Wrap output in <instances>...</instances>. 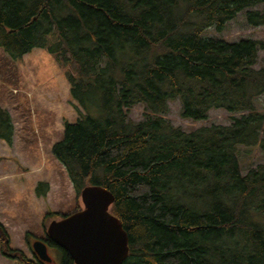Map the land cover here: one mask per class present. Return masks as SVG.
<instances>
[{
    "label": "trees",
    "instance_id": "trees-1",
    "mask_svg": "<svg viewBox=\"0 0 264 264\" xmlns=\"http://www.w3.org/2000/svg\"><path fill=\"white\" fill-rule=\"evenodd\" d=\"M257 7L264 0H0L6 80L13 83L14 63L34 49L76 66L70 95L83 112L64 122L52 152L77 198L88 186L114 195L111 213L129 238L123 264H264V164L243 174L239 157L240 146L264 153L256 103L264 95V67L256 68L264 42L206 36L241 13L249 25H264ZM175 100L193 122L212 110L240 116L188 132L163 116ZM138 105L145 118L135 122L129 110ZM14 133L0 106V140L11 145ZM35 192L46 197L49 184ZM44 239L61 264H74ZM0 242L5 257L44 264L12 248L1 223Z\"/></svg>",
    "mask_w": 264,
    "mask_h": 264
},
{
    "label": "rangeland",
    "instance_id": "rangeland-1",
    "mask_svg": "<svg viewBox=\"0 0 264 264\" xmlns=\"http://www.w3.org/2000/svg\"><path fill=\"white\" fill-rule=\"evenodd\" d=\"M254 10H264L257 7ZM206 36L237 42L253 39L264 42V25L252 26L245 13L231 21L226 30L218 33L214 28ZM6 57V56H3ZM8 63V62H7ZM17 73L9 82L6 68L0 74V106L8 110L14 125L13 143L0 140V223L9 232L11 247L35 259L32 245L47 237V229L55 219L48 213H72L83 207L62 164L54 157V144L64 138V122H77L83 112L71 98L69 75L77 73L76 66L59 63L44 49H34L14 63ZM264 67V50L259 52L257 69ZM1 70V68H0ZM5 77V78H4ZM257 108L264 112V95L257 100ZM181 103H169V112L163 115L175 127L192 131L212 125L229 126L233 117L224 110H212L208 120L193 122L182 118ZM130 118L139 122L145 118L143 106L129 110ZM242 173L264 164V153L253 147H239ZM40 182L49 184L46 197L36 195ZM52 264H61L60 251L49 250ZM0 264H19L1 251Z\"/></svg>",
    "mask_w": 264,
    "mask_h": 264
},
{
    "label": "water",
    "instance_id": "water-1",
    "mask_svg": "<svg viewBox=\"0 0 264 264\" xmlns=\"http://www.w3.org/2000/svg\"><path fill=\"white\" fill-rule=\"evenodd\" d=\"M81 201L82 210L51 222L48 237L71 255L74 264H123L129 255V238L111 213L114 195L100 186H88ZM32 251L39 261L53 262L44 241H35Z\"/></svg>",
    "mask_w": 264,
    "mask_h": 264
},
{
    "label": "flooded vegetation",
    "instance_id": "flooded-vegetation-1",
    "mask_svg": "<svg viewBox=\"0 0 264 264\" xmlns=\"http://www.w3.org/2000/svg\"><path fill=\"white\" fill-rule=\"evenodd\" d=\"M40 240L44 241V242L47 244V246H48V253L50 254L49 250H50L52 247L49 246V244L47 243L46 239H40ZM40 262H42V263H44V264H51V263H47V262H43V261H40Z\"/></svg>",
    "mask_w": 264,
    "mask_h": 264
}]
</instances>
